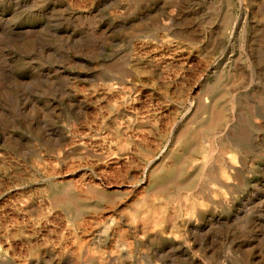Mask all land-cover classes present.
<instances>
[{"label":"rangeland","instance_id":"rangeland-1","mask_svg":"<svg viewBox=\"0 0 264 264\" xmlns=\"http://www.w3.org/2000/svg\"><path fill=\"white\" fill-rule=\"evenodd\" d=\"M223 87L233 174L156 194ZM0 264H264V0H0Z\"/></svg>","mask_w":264,"mask_h":264},{"label":"bare ground","instance_id":"bare-ground-1","mask_svg":"<svg viewBox=\"0 0 264 264\" xmlns=\"http://www.w3.org/2000/svg\"><path fill=\"white\" fill-rule=\"evenodd\" d=\"M225 88L223 87V92L211 104L208 106L202 105L198 108L199 111L202 110L207 114L206 118L200 121L196 128L184 130L179 134L178 139L182 145L183 153L179 154V152H174L171 155L173 161L171 165L157 167L151 174L149 182L155 186L156 194L170 193L173 188L180 187L179 185L181 183L178 179L183 176L187 166L193 163V156L196 152L203 153V159L205 160H209L213 156H216L218 159L223 153H231L229 164L222 168L221 175L229 178L233 174L242 153V144L245 141V137H238L233 142L221 144L220 146L212 138L214 132L227 122L230 117L231 92ZM225 96H228V99L222 101V97ZM133 117L134 115L132 113H128L127 121L129 125L133 124ZM254 123L257 124L256 121ZM206 137H211L209 145L204 144ZM125 155L126 159L130 156L128 153ZM197 175L203 176L205 175V171L202 169ZM184 184L189 187L193 184V180L190 179ZM57 188L59 187H54V193L59 191ZM61 190L64 192L62 194L63 197L60 196L56 200L59 202H68L79 209L82 200L77 197L74 191L68 186L63 187ZM193 205L194 201L188 207L191 209ZM164 208V205L161 203L150 204L153 223H158L164 218Z\"/></svg>","mask_w":264,"mask_h":264}]
</instances>
